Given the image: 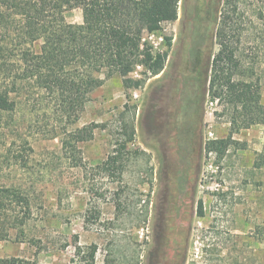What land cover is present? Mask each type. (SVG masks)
I'll return each instance as SVG.
<instances>
[{"label": "rangeland", "instance_id": "374dc122", "mask_svg": "<svg viewBox=\"0 0 264 264\" xmlns=\"http://www.w3.org/2000/svg\"><path fill=\"white\" fill-rule=\"evenodd\" d=\"M260 6L258 0H240L233 14L224 0H179L175 21L144 30L137 40L138 64L125 79L139 84L105 79L76 112V123L67 129L85 130L73 148L65 150L52 138L55 116L36 96L3 114L0 187L21 189L30 209L23 235L0 220V258L40 264H264V168L254 166L264 125L236 130L230 107L212 99L210 90L219 19L229 15V47L238 67L225 66L224 72L256 84L264 105ZM64 17L82 22L79 9ZM147 55L162 60L159 74L142 64ZM221 140L229 141L222 153L211 144ZM112 155L117 162L106 171ZM18 211L15 206L2 216L11 223Z\"/></svg>", "mask_w": 264, "mask_h": 264}, {"label": "trees", "instance_id": "16d2710c", "mask_svg": "<svg viewBox=\"0 0 264 264\" xmlns=\"http://www.w3.org/2000/svg\"><path fill=\"white\" fill-rule=\"evenodd\" d=\"M178 1L0 0V117L14 113L21 99L28 101L27 98L36 96L42 108L55 116L52 138H58L65 150L73 148L75 143L84 140L85 130L75 133L67 129V125L76 123V112L105 79L119 77L124 84H139L125 79L138 64L137 40L144 30H154L161 23L175 21ZM258 2L261 6L257 18L261 20L264 19V0ZM239 3L240 0H224L233 14ZM73 9L81 11L80 24L65 20L64 14ZM229 19V15L221 17L216 31L218 51L210 64L211 97L223 100L230 107V124L236 130L264 125V105L260 102L258 86L224 72L225 66L234 70L238 67L235 53L229 47ZM142 62L154 76L163 69L162 60L150 55ZM211 144L217 145L215 150L222 153L229 141ZM20 161L27 166L28 157L22 156ZM116 162L115 155L109 156L104 169L110 171ZM254 166L264 168V146L256 154ZM29 202L21 189L0 187V220H6L8 230L16 229L24 234L22 226L28 219ZM15 206H19L20 215L9 223L10 217L6 219L2 215L15 212ZM199 213L202 215L201 206ZM8 230L4 234H8ZM95 252L96 248L92 247L88 254L90 262ZM0 264L40 263L6 257L0 258Z\"/></svg>", "mask_w": 264, "mask_h": 264}, {"label": "built area", "instance_id": "2783aa9c", "mask_svg": "<svg viewBox=\"0 0 264 264\" xmlns=\"http://www.w3.org/2000/svg\"><path fill=\"white\" fill-rule=\"evenodd\" d=\"M147 40H148L149 42H151V44L154 46V48H156L157 44L155 45V43L153 42V41H155L153 35L149 34L148 37H147ZM160 40H161V39H160Z\"/></svg>", "mask_w": 264, "mask_h": 264}]
</instances>
